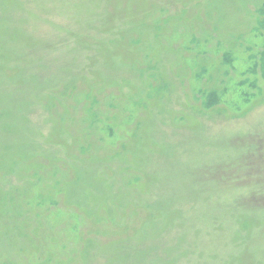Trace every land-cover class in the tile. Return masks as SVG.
I'll return each instance as SVG.
<instances>
[{
  "label": "rangeland",
  "instance_id": "obj_1",
  "mask_svg": "<svg viewBox=\"0 0 264 264\" xmlns=\"http://www.w3.org/2000/svg\"><path fill=\"white\" fill-rule=\"evenodd\" d=\"M0 264H264V0H0Z\"/></svg>",
  "mask_w": 264,
  "mask_h": 264
}]
</instances>
